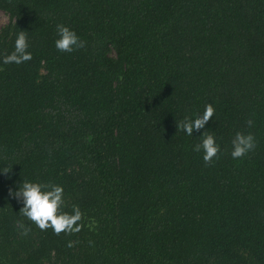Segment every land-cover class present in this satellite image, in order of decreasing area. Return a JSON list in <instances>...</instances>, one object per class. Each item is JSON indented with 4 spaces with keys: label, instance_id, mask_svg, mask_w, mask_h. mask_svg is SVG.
<instances>
[{
    "label": "trees",
    "instance_id": "16d2710c",
    "mask_svg": "<svg viewBox=\"0 0 264 264\" xmlns=\"http://www.w3.org/2000/svg\"><path fill=\"white\" fill-rule=\"evenodd\" d=\"M0 10V264H264V0ZM60 23L82 48L56 49ZM20 31L32 59L3 63ZM237 132L255 147L233 159ZM202 133L220 145L207 163ZM22 180L63 185L79 231L28 220L9 194Z\"/></svg>",
    "mask_w": 264,
    "mask_h": 264
},
{
    "label": "clouds",
    "instance_id": "9594fccd",
    "mask_svg": "<svg viewBox=\"0 0 264 264\" xmlns=\"http://www.w3.org/2000/svg\"><path fill=\"white\" fill-rule=\"evenodd\" d=\"M58 38L54 41L56 49L61 52H72L75 49L82 48L84 41L70 26L63 23L56 25ZM27 35L20 31L14 41V50L3 58V63L21 64L32 59V53L29 51ZM213 107L209 104L205 107L203 115L186 117L182 122L183 131L191 136L194 131L204 128L209 118L213 114ZM251 124V121H249ZM203 139L193 148L194 151L203 150V160L207 163L220 151V145L216 142V137L212 134H203ZM255 147V137L248 133L247 135L237 132L232 140L231 156L233 159L243 157ZM7 172V171H2ZM10 195L16 198L22 207L20 212L33 221L40 229L51 227L57 234L62 231H79V226H72L81 219V212L74 208V215L69 216L62 211L64 188L61 184L43 183L36 180H22L18 187ZM21 227H24L21 224ZM25 228V234H27ZM71 246V244L69 245Z\"/></svg>",
    "mask_w": 264,
    "mask_h": 264
},
{
    "label": "rangeland",
    "instance_id": "374dc122",
    "mask_svg": "<svg viewBox=\"0 0 264 264\" xmlns=\"http://www.w3.org/2000/svg\"><path fill=\"white\" fill-rule=\"evenodd\" d=\"M8 22H9V15L5 11L0 10V28L3 27Z\"/></svg>",
    "mask_w": 264,
    "mask_h": 264
}]
</instances>
